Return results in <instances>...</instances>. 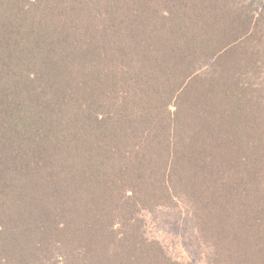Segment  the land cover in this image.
Masks as SVG:
<instances>
[{"label": "trees", "instance_id": "obj_1", "mask_svg": "<svg viewBox=\"0 0 264 264\" xmlns=\"http://www.w3.org/2000/svg\"><path fill=\"white\" fill-rule=\"evenodd\" d=\"M96 1L0 0V264H176L140 215L179 202L264 264V0Z\"/></svg>", "mask_w": 264, "mask_h": 264}, {"label": "rangeland", "instance_id": "obj_2", "mask_svg": "<svg viewBox=\"0 0 264 264\" xmlns=\"http://www.w3.org/2000/svg\"><path fill=\"white\" fill-rule=\"evenodd\" d=\"M86 1L87 2L83 3V6H87V8L91 7L94 12L95 7L98 6L97 1ZM134 3L138 6L142 1L133 0L130 3V7H132ZM129 12L122 11V14L127 16L128 22L134 19ZM124 23L126 22L124 21ZM262 87L264 89V84ZM181 104L182 106L185 105V103ZM256 115L259 119L254 120V123L260 129L257 130V137H260L261 141H264V112H259V114ZM208 131L210 132V130ZM217 156V168L223 170L226 175V171H228L224 167V161L227 156L226 149L221 150ZM260 171H264V159L261 160ZM203 172H206L205 169ZM202 175L203 173H200L198 170L194 173V177L196 178H202ZM227 180L229 181L228 178ZM240 181L241 179H239L238 182L235 180L233 186L230 183L232 192L238 190ZM236 204L237 202L235 200V205ZM185 207L183 203L179 202L177 206H156L150 210L144 211L140 215V218L143 228L146 227V237L149 240L157 242L161 249L175 260L176 264H209V260L206 256L213 250L212 246H210L211 243L207 240L205 241V238L203 240L199 238L197 229L194 228L191 213L188 212ZM201 242H206V244L204 245V243Z\"/></svg>", "mask_w": 264, "mask_h": 264}]
</instances>
